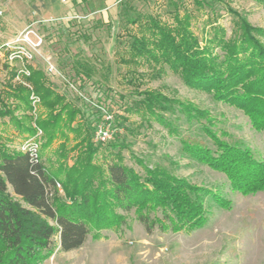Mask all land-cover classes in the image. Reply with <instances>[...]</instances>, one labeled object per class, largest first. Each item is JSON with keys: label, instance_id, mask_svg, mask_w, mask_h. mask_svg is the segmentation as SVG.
I'll list each match as a JSON object with an SVG mask.
<instances>
[{"label": "trees", "instance_id": "16d2710c", "mask_svg": "<svg viewBox=\"0 0 264 264\" xmlns=\"http://www.w3.org/2000/svg\"><path fill=\"white\" fill-rule=\"evenodd\" d=\"M235 16L231 37L225 38L223 28L215 27L202 46L191 30V15L180 14L176 7L169 24L155 15L131 19L135 29L120 58L126 66V83L139 85L167 68L188 88L240 110L250 126L264 134V46L259 39L264 30ZM77 68L82 72H75V77L87 81L88 66L79 63ZM13 76L0 88V117H8L20 136L31 137L40 130L42 142L38 160L0 142V264H41L54 253L55 236L59 250H75L89 235L96 239L103 230L122 227L130 212L148 233L155 228L177 233L201 228L207 222L210 202L229 209L231 202L219 189L192 184L158 166L149 167L142 159L135 161L143 174L125 165L122 142L108 140V150H117L96 164L104 143H95L93 136L104 121L103 113L100 121L91 124L82 107L75 105V98L68 100L49 85L43 72L30 67L27 81L39 98L34 115L29 90L13 84ZM137 95V100L123 107L122 122L117 120L120 116H112L111 130L119 127L132 133L133 128L125 126L132 114L145 125L155 121L179 137L180 149L190 159L223 174L231 193L247 196L264 191V161L242 142L222 140L212 130L214 121L206 111L155 90L145 89ZM180 117L187 123L198 122L213 148L203 140L184 138L176 124ZM68 132L83 134L71 150L66 146ZM62 138L65 141L55 151V166L42 158V152ZM75 150L77 155L69 165V151Z\"/></svg>", "mask_w": 264, "mask_h": 264}, {"label": "rangeland", "instance_id": "374dc122", "mask_svg": "<svg viewBox=\"0 0 264 264\" xmlns=\"http://www.w3.org/2000/svg\"><path fill=\"white\" fill-rule=\"evenodd\" d=\"M117 6L114 19L108 23L95 19L91 23L75 24L73 31L40 30L45 36L42 52L50 56L64 74L82 72L77 68L79 63L90 69L88 80L81 86L85 100L48 80L49 85L65 94L68 100L75 98V105L82 107L91 124L101 120L103 112L100 108L103 106L114 118L120 116L117 120L122 122L123 107L139 98L137 92L145 89L159 91L206 111L214 121L212 130L222 140L242 142L256 158L264 161V134L254 130L240 110L215 102L205 92L188 88L167 68L159 77H147L139 85L127 84L124 77L126 66L120 63L130 41L129 34L135 29L130 23L133 18L155 15L169 24L175 7L180 14L186 11L191 15V30L202 46L215 27L223 28L225 38L231 37L237 21L235 14L243 16L249 25L264 30V0H119ZM259 39L264 46V36ZM214 52L220 54L219 48ZM33 66L44 73L45 63L41 57L35 59ZM129 121L130 124L126 122L125 126L133 128L132 133L117 127L112 129L108 139L111 143L125 144L121 151L125 165L143 174L135 161L136 158L142 159L145 165L158 166L192 184L219 189L231 202L229 209L210 202L207 222L201 228L177 233L161 232L157 228L148 233L130 212L122 227L103 230L96 239L89 235L75 250H59L55 236L52 242L54 253L41 264H264V191L247 196L231 193L223 174L182 152L178 136L170 135L155 121L143 124L135 114L130 115ZM74 124L76 126V122ZM176 124L179 133L187 140H203L213 148L211 141L200 131L198 122L187 123L180 117ZM82 136L68 132L67 149L71 150ZM26 137L18 134L8 117H0V142L3 145L17 150ZM108 140L100 147L96 164L102 163V156L108 155ZM63 141V138L56 139L42 152V158L53 161L55 151ZM77 152L69 151L67 164H73ZM53 163L56 166L57 163Z\"/></svg>", "mask_w": 264, "mask_h": 264}, {"label": "built area", "instance_id": "2783aa9c", "mask_svg": "<svg viewBox=\"0 0 264 264\" xmlns=\"http://www.w3.org/2000/svg\"><path fill=\"white\" fill-rule=\"evenodd\" d=\"M67 2L68 0H61ZM2 12L0 11V18ZM1 29V23H0ZM1 31V30H0ZM44 35L40 34L39 29H35L32 24L17 32L0 43V88L5 85L10 74L13 73L11 82L20 84L29 90V100L32 106V113L35 115L39 106V98L34 94L32 85L27 81L30 76V67L34 68L33 62L37 57H41L45 63L44 74L53 84L61 85L67 88L71 94L77 93L78 97L85 100L84 95L79 88L84 77H75V72L64 74L60 66L52 58L42 52ZM104 115V121L99 123L94 131L93 141L95 143H104L111 138V127L109 121L112 115L103 106L100 108ZM41 131L38 130L34 136L26 137L17 147L22 153H27L32 159L38 160L40 153ZM59 188V185H57Z\"/></svg>", "mask_w": 264, "mask_h": 264}, {"label": "crops", "instance_id": "0c3cea01", "mask_svg": "<svg viewBox=\"0 0 264 264\" xmlns=\"http://www.w3.org/2000/svg\"><path fill=\"white\" fill-rule=\"evenodd\" d=\"M119 0H0V43L28 25L50 31L75 30V24L114 19Z\"/></svg>", "mask_w": 264, "mask_h": 264}]
</instances>
